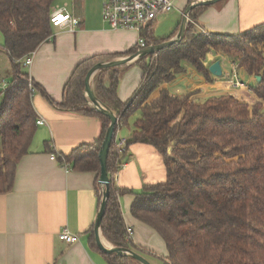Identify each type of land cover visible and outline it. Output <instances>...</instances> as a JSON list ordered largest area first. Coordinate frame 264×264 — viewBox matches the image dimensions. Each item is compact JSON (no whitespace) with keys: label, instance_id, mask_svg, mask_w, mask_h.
<instances>
[{"label":"trees","instance_id":"obj_1","mask_svg":"<svg viewBox=\"0 0 264 264\" xmlns=\"http://www.w3.org/2000/svg\"><path fill=\"white\" fill-rule=\"evenodd\" d=\"M55 1L0 0V30L5 38L0 53L7 54L12 71L7 90L0 87V195L13 190L18 165L30 153L37 133L30 84L35 91L38 87L21 61L53 35ZM206 7L192 10L181 42L136 62L143 81L132 100L123 102L118 97L123 73L119 67L102 70L94 78V92L118 116V127L141 112L125 148H118L116 137L112 143L108 157L111 180L130 146L138 143L152 146L167 169L164 182L146 184L137 191L117 189L112 181L102 233L115 247L148 255L127 234L119 197L131 193L135 196L132 216L153 228L166 245L163 264H264V105L257 103L251 109L231 95L190 102L189 97H174L168 91L147 103L161 85L185 73L187 65L213 82L210 66L205 65L211 52L240 55V67L251 76L262 77L250 90L264 101V24L242 35L202 34L192 22ZM147 29L143 31L147 46L161 44ZM239 36L256 47L263 45V50L249 47ZM140 50L134 48L127 55ZM110 58L95 56L81 62L60 104L102 121L101 136L94 143L81 145L66 156L57 154L61 163L77 172L96 173L101 200L99 152L110 120L87 105L85 87L89 71ZM4 79L0 74V86ZM172 141L176 144L170 153ZM92 235L96 244L95 229ZM102 254L107 264H140L132 257Z\"/></svg>","mask_w":264,"mask_h":264},{"label":"crops","instance_id":"obj_2","mask_svg":"<svg viewBox=\"0 0 264 264\" xmlns=\"http://www.w3.org/2000/svg\"><path fill=\"white\" fill-rule=\"evenodd\" d=\"M193 1L197 0H177L175 20L170 23L169 29L161 31L165 19H157L149 27L153 35L162 43L174 39L180 30L184 14ZM90 2L91 0L55 1L53 9L65 7L80 23L73 31L68 27L54 28L49 40L36 50L32 66L26 68L38 87L32 97L34 109L38 119H44L46 124L38 126L33 141L36 145L31 146L30 153L20 161L13 190L0 195V264L107 263L92 235L102 201L96 173L77 172L71 165L67 168L58 158L52 159V154L69 155L81 145L94 143L102 133L103 125L99 118L60 107L65 86L76 67L95 56H110L109 61L128 57L129 51L139 48L143 32L111 29L103 21V0ZM192 23L199 32L242 35L264 24V0H223L206 7L197 21ZM150 45L154 44L148 46ZM219 54L222 53H209L205 65H212L215 62L212 59ZM136 62L119 67L123 73L118 97L123 102L132 100L142 85L143 72ZM238 74L246 83L244 87L247 90L242 97L248 96L255 103L263 101L250 90L255 84L256 76L249 75L243 67ZM212 79L213 82H210L187 65L185 73L174 81L161 85L147 103L158 100L162 91H168L174 97H189L190 102L222 94V87L230 89L231 94L240 91L214 75ZM140 116L141 112L138 111L127 125L118 127V144L131 138L135 122ZM123 163L126 166L112 178L117 189L137 191L146 184L166 180L167 169L163 158L150 145L138 143L130 146ZM134 199L135 196L131 193L119 197L126 228L131 227L134 231L132 241L149 256L158 258L156 251H160L163 254L160 259L166 257L167 248L164 254L160 242H145L142 238L143 235L159 234L132 216ZM64 229L76 235L78 241H62L59 235ZM102 237L105 239L103 233ZM159 237L162 239L160 235Z\"/></svg>","mask_w":264,"mask_h":264},{"label":"built area","instance_id":"obj_3","mask_svg":"<svg viewBox=\"0 0 264 264\" xmlns=\"http://www.w3.org/2000/svg\"><path fill=\"white\" fill-rule=\"evenodd\" d=\"M176 1L177 0H103L102 17L103 21L113 30L127 29L142 33L160 16L172 12L176 8ZM51 23L54 28L68 27L73 31L79 25L80 21L73 17L65 7H62L53 9L51 13ZM200 33L208 35L205 31H201ZM146 47L147 43L145 39L143 37L140 38L139 48L144 49ZM35 53L36 51L21 61L24 67L30 68L32 66ZM217 60L221 61L223 68V76L217 79L226 81L232 88L242 89L245 85L238 74V71L241 68L239 60L223 53L212 59V61ZM0 87L3 92L6 91L8 88V82L4 79ZM30 87L34 94L35 90L32 87V83L30 84ZM45 124L46 121L44 119H38V126H43ZM125 146L126 141H121L118 144V148L122 150ZM52 159H57L56 153L52 154ZM69 166L70 165L66 164L67 168H69ZM125 166V163L119 164L118 171ZM118 171L113 174L114 178ZM126 229L128 237L132 239L134 234L133 228L128 227ZM59 238L67 243L78 241V237L68 229H64L60 233Z\"/></svg>","mask_w":264,"mask_h":264},{"label":"water","instance_id":"obj_4","mask_svg":"<svg viewBox=\"0 0 264 264\" xmlns=\"http://www.w3.org/2000/svg\"><path fill=\"white\" fill-rule=\"evenodd\" d=\"M223 0H197L193 1L187 8L180 30L177 36L169 41L163 42L158 45H150L144 49H141L136 54L130 55L123 59H117L107 62H102L95 65L88 73L86 78V87H85V94L87 99V105L92 109H95L100 114L106 116L110 120V125L107 129L104 141L102 143L100 152H99V160L101 164V175L99 183L102 187V201L99 210V214L95 223V240L99 250L105 254H117L119 256H127L132 257L134 260L139 262L140 264H152L145 256L139 254L138 252L127 249V248H119L113 245H105L102 241V222L106 214L107 203L110 197V189L112 180L109 177L108 172V157L110 153V149L112 143L116 137V131L119 124L118 116L104 103H102L98 97L96 96L94 89H93V80L95 76L102 70L109 69V68H116L127 65L133 61H138L142 58L148 57L150 55H155L158 52L162 51L165 48H168L176 43L181 42L184 39L185 32L190 20V13L194 10L197 6H211L222 2ZM209 70L212 75L216 78H221L223 76V68L221 65V61L217 60L212 65H210ZM261 76H256V80L259 82L261 81Z\"/></svg>","mask_w":264,"mask_h":264},{"label":"rangeland","instance_id":"obj_5","mask_svg":"<svg viewBox=\"0 0 264 264\" xmlns=\"http://www.w3.org/2000/svg\"><path fill=\"white\" fill-rule=\"evenodd\" d=\"M56 1H63V0H56ZM93 0H91L90 3H92ZM175 10H173L172 12L168 13V14H165V15H162L160 16L158 19L160 20H164L165 19V23H163L161 25V31L163 32H166L169 27H170V23L173 22L175 19H174V16H175ZM191 21V19H190ZM162 34V33H161ZM164 34V33H163ZM240 40L242 42H245L247 43V45L251 48H257V50L261 51L263 50V45H259V46H254V44L250 43L248 40H246L243 36H239ZM5 44V38H4V35L2 33V31L0 30V48H3ZM225 54V53H223ZM232 56V58L238 60L237 57H240V55L236 54L235 52H233L232 54H230ZM242 55V54H241ZM27 71V70H26ZM0 74L6 79V81L8 82L12 76V71H11V63H10V60L7 56V54L5 52H2L0 53ZM255 83L257 80H254ZM244 85H246V83L244 82L243 83ZM221 87V86H219ZM232 90V89H231ZM240 91H238V93H234V94H231L232 91H230V89L228 90H225L223 89L222 87V90H220V93L222 94H218L216 95L217 97H220V96H227V95H231L233 96L235 99L239 100L240 102L242 103H246L250 106V108L252 109L257 103H255L254 101H252L251 99H249V97H242L244 95V92L247 90L246 87H243L242 89H239ZM224 93V94H223ZM255 94V93H254ZM259 98V97H258ZM259 103H262L264 105V101H261ZM135 121V120H133ZM175 144L176 142L175 141H172L171 144H170V147H169V152L172 153L173 150H174V147H175ZM36 145V142L32 145V147H34ZM234 161L237 160V158L233 159ZM139 231V230H138ZM138 234V232H136ZM145 242H149L150 240H152V243L153 242H160L162 247L164 248V254H165V251H166V246L163 242V240L159 237V235L157 234H154V236H151L150 234L149 235H143L142 237ZM108 242V241H107ZM156 254H157V257H154V256H149L147 255L146 258L152 263V264H163L162 263V260L160 259V257L163 256L162 253H160V251H156ZM107 264V263H106Z\"/></svg>","mask_w":264,"mask_h":264},{"label":"bare ground","instance_id":"obj_6","mask_svg":"<svg viewBox=\"0 0 264 264\" xmlns=\"http://www.w3.org/2000/svg\"><path fill=\"white\" fill-rule=\"evenodd\" d=\"M102 241L104 242V244L105 245H107V246H109L110 245V243L109 242H107L103 237H102Z\"/></svg>","mask_w":264,"mask_h":264}]
</instances>
